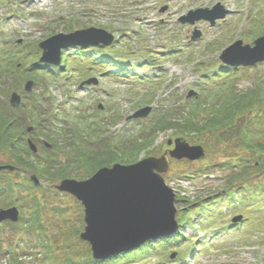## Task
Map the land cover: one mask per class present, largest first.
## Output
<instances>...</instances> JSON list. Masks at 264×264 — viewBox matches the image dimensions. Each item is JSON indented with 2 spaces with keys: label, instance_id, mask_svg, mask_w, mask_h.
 Listing matches in <instances>:
<instances>
[{
  "label": "rangeland",
  "instance_id": "374dc122",
  "mask_svg": "<svg viewBox=\"0 0 264 264\" xmlns=\"http://www.w3.org/2000/svg\"><path fill=\"white\" fill-rule=\"evenodd\" d=\"M217 5L227 11V14L223 19L217 20L215 26H210L205 18L195 22L188 21L194 12L201 9L212 10ZM183 19L184 23L181 22ZM91 28L103 29L115 35V43L118 42L116 47L120 52L134 53L135 56L128 58L131 64L149 61L152 65L135 67L126 81H115L102 78L99 73L93 72L95 75H90L85 70L89 67L88 63L76 62V66L69 67L68 72H61L52 78L48 86L43 83L34 85L32 93L50 94L58 107L64 110L62 118L60 116L56 120V133L60 132V136L64 137L65 132L61 127L71 132L74 131V126L80 128L78 125H82L79 121L81 116L91 123V127L102 122L104 127L99 130L100 133L106 138L118 137L112 142L116 146L121 140L128 144L134 139L137 144H142V139H149V147L139 151L135 157L139 162L148 157H161L169 150H174L173 146H168L170 140L184 138L176 129L157 131L154 123L160 113L163 110H173L187 117L193 99L198 97L205 102L209 92L203 89H211L213 92L214 84L211 82H217V90V86L223 81L219 76L212 81L202 78L218 71L223 64L219 59L222 52L237 41H243L245 46H253V42L264 35V0H0V41L2 47L3 43L8 42L7 51H13L14 46H17V52L21 51L16 53L20 74L23 70L21 65L27 68L26 60L29 62L31 59L27 58L28 52L35 53L41 42L58 34ZM199 34L200 37L195 38ZM41 55L42 51L37 63ZM20 74L13 77L11 82L18 80ZM260 75L264 76V66L243 71L237 79L236 89L246 92L256 88L257 76ZM21 77L22 90L30 81L37 83L34 77H29L25 72ZM89 79H96L97 84L82 87L81 83ZM14 92L22 95V91L2 88L1 102L9 103ZM191 93L194 95L189 97ZM26 95H22L23 100ZM144 109L152 111L146 117L132 119ZM66 114L70 117L63 118ZM151 126H154V130L144 132ZM84 135L85 133L81 136ZM207 139V135H203L193 140L208 144ZM43 140L50 144L47 138ZM193 140L191 138L188 142L191 146L200 145L194 144ZM80 141H83L82 138ZM76 143L78 149L79 146H84L83 143ZM210 143L215 144L211 151L201 145L206 149V157L202 160L191 162L170 158L169 170L163 176L177 198H189L196 202L200 197L218 192L226 193L227 177L232 173L228 163L233 160H228L221 146H216L219 145L216 139ZM231 144L235 147V159L247 152L243 147L248 144L244 143L241 136ZM9 161L6 155H0L1 166L9 165ZM16 170L19 168H15ZM85 170L86 166L83 164L78 169L60 172V175L67 173L71 177H59L54 181L40 180L41 187L25 192L29 204L23 210V216L37 230H34L33 236L21 234V231H6L3 239L14 235L16 240L21 241L26 236L27 245L20 253L26 255L24 259L28 264L64 263L68 253L77 260L87 256L90 246L80 239V234L85 229L84 208L75 197L56 188L63 180L90 179L93 175L88 177ZM21 176L23 181L27 175L24 173ZM185 176H190L191 179H184ZM261 184L264 185V173L251 170L250 181L245 185L243 182L239 183L240 186L243 185L240 192L250 195L252 189ZM222 201L221 213L227 223L233 216L242 215L245 218L252 213L250 208L253 207L248 206L249 202L244 198L236 199L235 204H241V209L234 208L235 211L229 209L233 207V203L229 205L225 198ZM176 206L179 214L184 209V204L176 202ZM54 209L59 212L55 213ZM256 216L257 213L253 212V217L258 221L253 229L254 234L248 229L249 232L246 233V229H241V226L234 229L235 232L225 229L218 235L214 230L205 231L201 228L194 231L191 227L186 229L188 240L181 241L178 238L173 242H182L179 248L172 247L166 253H171L173 259L170 260L173 264H264V224L261 225ZM194 217L197 229L205 219ZM221 222L215 224L216 228ZM161 250V245H155L153 249L142 247L136 252L135 264H169L165 261L167 256Z\"/></svg>",
  "mask_w": 264,
  "mask_h": 264
},
{
  "label": "trees",
  "instance_id": "16d2710c",
  "mask_svg": "<svg viewBox=\"0 0 264 264\" xmlns=\"http://www.w3.org/2000/svg\"><path fill=\"white\" fill-rule=\"evenodd\" d=\"M1 38L0 36V40ZM116 43L105 49L72 47L63 50L59 68L45 64L38 65L36 60L41 50L37 49L35 53L29 51L27 58L30 57L31 59L29 62L26 60L27 68L21 65L23 70L20 74V65L17 63L16 53L21 51H16L17 46L12 48L13 51H7L8 42L3 43L4 47H2L0 41V90L5 87L8 90L22 91L25 94L22 90L21 77L24 72L29 77H34L35 82H37L35 85L43 83L48 86L52 78L61 72H68V68L76 66V62L88 63L89 67L85 70L90 75L99 73L102 78L115 81H126L133 74L135 67L141 68L152 65L149 61L131 64V60L128 58L133 57L134 53L120 52ZM20 60L22 61V59ZM260 66H264V63L255 67ZM248 69L251 68L229 67L221 64L218 71L202 76V78H208L212 81L214 77L219 76L223 81L217 86V90L215 89L217 82H211L214 84L213 92L211 89L204 88L203 91L209 92L205 97V102L198 97L193 99L192 108L188 111L187 117L181 116L177 111L163 110L161 115L156 118L157 121L154 126H157L158 132L167 128L176 129L184 138L186 137L188 142L191 141V138L193 140L196 137L200 138L207 135L208 144L201 140H193V143L203 145L208 151H211L214 143L211 144L210 142L216 139L219 144L216 146H221V150L228 156V160H233L228 163L232 173L227 177L228 187L225 194L223 192L214 193L204 198H197L196 202L189 198H177V204H184V209L179 212L177 217L178 231L173 238H162L156 242L149 241L144 245L145 247L148 246V249H153L155 245H161L162 254L167 256L165 258L166 263H174L170 260L172 258L171 253H166V250L172 247L179 248L182 243H174L173 241L179 240L178 238L181 241L188 240L187 228L193 227L194 231L201 230V228H204L205 231L214 230L218 235L223 233L222 231L225 229L235 232L234 229H239L238 227L241 226V229H246V233L250 231L251 234H254L253 229L258 221L253 217V212L257 213L256 219L260 221L259 223L264 224V185L255 186L250 195L240 192L243 185L250 181L251 170L260 174L264 173V76H257L256 88L246 92H239L236 89L238 77ZM19 74L20 78L11 82V79L16 78ZM53 99L50 94L37 95L32 93L26 95V100L21 106H12L10 103H3L0 100V155H6L10 160L8 164L19 168L14 172L4 171L0 173V209L18 206L20 213H22L18 223L5 222L0 225V264H28L24 259L26 255L20 253L27 245L26 236L21 241L16 240L14 235H10L9 239L6 237L4 240L3 234L6 231L10 233L21 231V234L26 233L33 236L34 230H37L31 225V221L23 216V210L29 204V198L25 196V192L41 187L33 182L31 175H36L42 181H50L51 179L54 181L59 177L63 179L70 176L67 173L60 175V172L69 171L71 168L75 170L85 164L86 174L91 177L101 168L110 167L116 163L134 164L137 162L135 157L138 152L148 148L147 145L151 142L149 139H142V144H137L132 139L128 144H125V141L121 140L116 146L112 142L118 137L108 136L106 138L100 133L99 130L104 127L102 122L91 127V123L81 116L79 121L82 122V125H78L80 128L74 126V131L71 132V130L61 127L60 129L65 132H62L64 137L60 136V132L56 133V125H58L56 120L60 116L62 118L64 110L58 107ZM248 112L249 114H247ZM203 116L204 118H202ZM67 117H70L69 114L63 118ZM154 126L144 132H151L154 130ZM28 128H33L31 133L27 132ZM84 133L85 135L81 136ZM238 136H241L244 143L248 145L245 144L243 147V150L247 152L235 159L234 153L236 151L231 142ZM79 137L82 138V142ZM44 138H47L51 147L45 145ZM29 139H33L34 143L37 144L38 154H34L29 149ZM76 142L83 143L84 146L81 144L82 147L79 146L78 149ZM75 151L80 152V154ZM235 161L237 164H234ZM1 165L3 164L0 163ZM24 173L27 176L22 181L21 175ZM184 179H191V177L185 176ZM239 181L243 182L242 186L239 185ZM223 198L229 205L233 203V207L229 208L232 211H235L234 208L241 209V204H235L236 199L248 200V206L253 207L250 208L252 210L251 215L245 216L240 224L233 225L231 221L227 223L222 217L223 213H221ZM34 201L37 200L34 198ZM54 212L58 213L59 210L54 209ZM194 215L205 219L197 229L194 220H192ZM219 221L222 222L216 228L215 224H218ZM27 226L28 228H26ZM141 249L123 253L104 261L93 259L91 251L88 249L87 256L82 260H77L68 253L64 263H60L58 260L57 262L58 264H135L136 252Z\"/></svg>",
  "mask_w": 264,
  "mask_h": 264
},
{
  "label": "water",
  "instance_id": "95a60500",
  "mask_svg": "<svg viewBox=\"0 0 264 264\" xmlns=\"http://www.w3.org/2000/svg\"><path fill=\"white\" fill-rule=\"evenodd\" d=\"M220 11V13H218ZM227 11L217 5L212 10L201 9L194 12L189 22L205 18L215 26L216 21L223 19ZM185 22V19L181 21ZM200 34L195 36L199 38ZM194 39V38H193ZM115 35L103 29L91 28L69 34H58L39 44L42 52L38 65L60 66L63 50L79 48L105 49L113 45ZM220 60L229 67H253L264 63V36L258 38L254 45H244L237 41L225 49ZM97 84L96 79L82 83ZM34 82L25 86V92L33 91ZM194 95L191 93L189 97ZM22 95L14 92L10 96V104L21 105ZM152 109H144L132 119L146 117ZM33 128L27 131L30 133ZM33 153L38 152L37 145L28 140ZM174 150L161 157H148L131 165L114 164L103 167L86 181L63 180L56 187L75 197L84 208L85 229L80 239L90 246L93 259L108 260L123 253L133 252L149 241L172 237L178 231L176 206L177 196L163 176L170 167L169 157L175 160L199 161L205 158L206 150L201 145L191 146L186 139L170 140L168 146ZM46 146L49 147L48 144ZM15 171L11 165L0 166V173ZM36 185L40 181L32 175ZM20 212L17 207L0 209V224L17 223ZM243 220V216L233 219L234 224ZM173 259V257H172Z\"/></svg>",
  "mask_w": 264,
  "mask_h": 264
},
{
  "label": "bare ground",
  "instance_id": "6f19581e",
  "mask_svg": "<svg viewBox=\"0 0 264 264\" xmlns=\"http://www.w3.org/2000/svg\"><path fill=\"white\" fill-rule=\"evenodd\" d=\"M194 219H195V217L192 218V220H194ZM174 235H175V234H174ZM167 238H173V236H172V237H167ZM159 239H162V238H159ZM159 239H158V240H159ZM158 240H156V241H158ZM156 241H153V242H156ZM145 244H146V243H145ZM145 244H144V245H145ZM144 245H143V246H144ZM143 246H142V247H143ZM142 247H141V248H142ZM139 249H140V248H139ZM135 251H136V250H135ZM133 252H134V251H133ZM129 253H130V252H129Z\"/></svg>",
  "mask_w": 264,
  "mask_h": 264
}]
</instances>
